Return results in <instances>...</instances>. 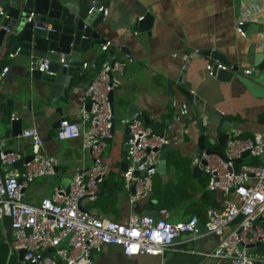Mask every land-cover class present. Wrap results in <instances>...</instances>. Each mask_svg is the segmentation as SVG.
<instances>
[{
  "label": "crops",
  "instance_id": "obj_1",
  "mask_svg": "<svg viewBox=\"0 0 264 264\" xmlns=\"http://www.w3.org/2000/svg\"><path fill=\"white\" fill-rule=\"evenodd\" d=\"M108 9L102 34L110 42L109 50L103 52L101 46H97L96 51L84 55V60L101 63L114 55L127 62L121 76L122 85L114 91L118 112L114 120V137L109 143L108 148L111 147L108 154V149L104 154L110 167L107 180H117L120 186L115 191L106 189L109 193L99 196L96 202H85L84 207L101 217L126 224L132 213L142 214L144 209L135 208L129 195L118 194L125 189L120 169L126 150L125 125L121 121L126 117L127 106H122V112L118 110L122 98H128L129 103L136 104L153 130L163 133L168 124H173V116L181 101L186 100L179 88H186L190 84L201 107H210L228 117V134L234 127L243 131V138H253L256 133L264 134V70L256 66L255 58L256 53L264 50V0H111ZM147 12L155 18L151 33L138 35L134 26ZM245 12L254 13L247 22H254L258 26L251 37L242 35L236 28ZM208 50L224 53L238 65L241 74H237L230 82H222L211 75L207 69L210 59L202 55ZM247 69L252 70V73H245ZM7 72L6 78L11 79ZM91 77L92 73L82 74L81 71L75 75L74 85L68 91L72 107L64 108V115L72 119L82 118L87 110L84 91ZM169 83L172 85L170 89ZM9 96L12 94L0 93V128L12 116L6 107ZM17 115H20L19 111L15 112ZM29 127L38 129L46 154L59 160L58 175L37 178L25 189V200L38 204L43 198H50L56 186L68 185L79 168L91 165L92 158L90 152L82 148L81 138L48 140V136L54 135V130L44 118H34L24 125V128ZM173 130L174 134L180 135L179 126L173 125ZM6 132L10 136V127ZM198 136L193 114L189 122V135H183L180 142L174 140L161 153L157 183L160 189L167 190L168 196L176 199V205L173 204V209L169 206L159 208L156 203L154 210L167 209L171 221L186 220L193 214L197 215L192 209H197L202 202L203 184L209 190L204 173L200 177L193 176V153L198 151ZM10 146L17 149L21 156H25L31 148L29 140L20 138L11 141ZM15 169V166L10 168L11 171ZM189 176L193 178L192 183L199 192L189 186L190 192H186L183 201L178 203V193L183 187H188L184 186L183 181ZM213 192L217 196V204L207 209L206 218L208 210L220 208L223 203V195L218 191ZM259 224L264 228V218L259 220ZM218 240L216 235L194 238L184 234L167 251L166 257L148 254L128 257L121 246L108 245L103 251L92 254L91 264H229L226 260L204 256L205 252L216 247ZM252 249L264 251V245ZM12 253H15L18 264V253Z\"/></svg>",
  "mask_w": 264,
  "mask_h": 264
},
{
  "label": "built area",
  "instance_id": "obj_2",
  "mask_svg": "<svg viewBox=\"0 0 264 264\" xmlns=\"http://www.w3.org/2000/svg\"><path fill=\"white\" fill-rule=\"evenodd\" d=\"M98 10L104 11L106 16L109 13V9L104 7ZM253 14L245 12L237 22L236 28L242 35H246L244 26ZM109 46V41L101 45L102 51L107 52ZM126 65V61L114 55L102 63L97 60L83 62L82 74L92 73L83 97L91 108L84 111L82 123L64 119L59 138H81L82 148L90 152L92 163L79 168L68 185L56 186L50 198H43L38 204L25 200L24 190L37 178L58 175L59 160L46 154L37 128H23L19 136L30 141L33 152V159L21 168L10 170L22 158L18 150L0 152V242L4 235L11 239L12 251L18 253L24 249L22 264H91L92 252H101L108 245L121 246L128 257L141 254L164 256L184 234H192L194 238L216 235L218 243L212 251L204 253L206 258L226 260L229 264H264V251L250 247L264 245V228L259 224L260 218H264L262 133H256L253 138H243L241 129L232 128L224 148L227 160L215 154L203 152L200 157L198 151L193 153V165L201 167L207 177V188L223 195L222 206L208 210L205 220L194 214L186 220L174 222L169 218L170 212L161 209L158 211L159 219L132 213L125 224L85 209V202L98 200L110 173V167L104 160L110 139L114 137L115 117L109 94L122 85L121 76ZM218 67L226 69L221 64ZM46 69L47 61H44L40 70ZM207 69L213 75V63L209 62ZM6 72L7 69L0 78ZM245 73L250 74L252 70L247 69ZM192 93L196 96L195 92ZM192 118V107L186 99L179 104L173 124H168L163 133L155 132L140 112L133 118L122 119V124L129 128V139L125 143L129 163L121 177L125 189L135 186V193L130 195L131 203L152 192L153 178L160 170L161 147L171 145L174 140L180 142L183 135H189ZM173 125L179 126V136L174 134ZM246 150L254 160L248 163L247 158L244 159L235 172V160ZM239 215L243 218L235 223ZM200 224L204 225V230ZM232 226L233 229L224 237L225 230Z\"/></svg>",
  "mask_w": 264,
  "mask_h": 264
},
{
  "label": "water",
  "instance_id": "obj_3",
  "mask_svg": "<svg viewBox=\"0 0 264 264\" xmlns=\"http://www.w3.org/2000/svg\"><path fill=\"white\" fill-rule=\"evenodd\" d=\"M110 3L111 0H0V77L7 69L11 78L7 79L6 73L2 76L4 78L0 83V93L12 94L6 99V107L12 116L6 119L0 128V152L17 151L10 146L11 141L19 140L24 125L34 118H44L47 123L51 124L54 135L48 136V140L59 138L60 125L64 119L71 123H82V119H72L64 115V108L72 107L68 91L74 85L75 75L81 71L85 61L84 55L96 51L97 46L107 42V38L102 34L103 23L107 17L104 11L98 9L100 7L108 9ZM93 8L94 10L90 13ZM154 20L150 12L139 18L134 26L137 34H150ZM244 28L247 31L246 36L251 37L252 32L257 30L258 26L254 22H246ZM202 55L208 57L210 63H213V75L222 82H230L237 74H241L238 65H235L219 50H208ZM255 58L256 66L264 70V50L256 53ZM44 61H47L48 69L40 70V65ZM219 64L225 66L226 69L219 68ZM12 85H14V92L11 89ZM171 87L169 83L168 88ZM179 91L192 107L199 130L197 149L200 157L205 152L227 160L224 147L229 138L226 132L230 129L228 117L210 107H201L192 93L190 84L186 88H179ZM109 98L112 114L115 117L118 112L116 113L114 91L110 92ZM125 104L127 118H133L136 113L140 112L136 104L129 103L128 98H122L118 109L120 112ZM90 108V103H87V111ZM16 111L20 112L19 116H15ZM144 121L148 123L146 119ZM8 127L11 130L10 136H7L6 132ZM115 129L116 122L114 121L113 131ZM128 139L129 128L125 126V141ZM169 147L170 145L164 144L161 150L164 151ZM249 156L250 151L246 150L240 158L235 160V172H238L239 166ZM32 159L33 152L29 148L28 153L22 156L14 166L21 168ZM128 163V152L125 150L121 171L127 170ZM202 175L201 167L194 166L193 176ZM105 193H109L106 190V183L103 184L100 196ZM130 193H135L134 185L130 190L124 189L118 192L120 195H129V197ZM156 203L157 201L152 199L149 193L131 204L135 208H143V215L159 219V212L154 210ZM242 218L243 216L239 215L235 223L241 221ZM262 220L263 218H260V221ZM200 226L203 230L205 229L203 224ZM233 227L225 230L224 237ZM185 236L192 237V234H185ZM64 244L67 245V242ZM254 246L256 245L250 247ZM24 253V249L18 251V264H22ZM166 256L168 253L164 255Z\"/></svg>",
  "mask_w": 264,
  "mask_h": 264
},
{
  "label": "trees",
  "instance_id": "obj_4",
  "mask_svg": "<svg viewBox=\"0 0 264 264\" xmlns=\"http://www.w3.org/2000/svg\"><path fill=\"white\" fill-rule=\"evenodd\" d=\"M104 60H102L101 63ZM156 175L154 176L153 183H152V194H151L152 199H155L157 201L159 208L169 206V207H171V209H173V207H174L173 204L176 205V199H173L171 195L168 196L167 190L160 189V187L158 186V183H157V182H159V179L156 177ZM192 179L193 178L191 176H189L187 178L185 184L183 181L184 186L185 187L188 186V187H186V188L183 187L182 190L179 191L178 197L180 199H178V203H181L183 201L182 198L185 197L186 192H190L189 190H191V188L193 191L199 192V190L194 186V183H192V181H193ZM204 182H205V180H204ZM106 183H107L106 189H109L112 191H115L120 186L118 184L117 180H114L113 182H111V180L108 179V180H106ZM206 183H207V180H206ZM160 184H161V181H160ZM189 186H191V188ZM201 192H202V202L198 205L197 209H192V210H195L197 215H199V217L202 220H205L207 209L209 207L215 206L217 204V196H216L215 192L205 189L204 184H203V188L201 189ZM10 241H11V239L7 236L3 235L1 238V242H0V264H16L15 253L13 254L11 251Z\"/></svg>",
  "mask_w": 264,
  "mask_h": 264
},
{
  "label": "rangeland",
  "instance_id": "obj_5",
  "mask_svg": "<svg viewBox=\"0 0 264 264\" xmlns=\"http://www.w3.org/2000/svg\"><path fill=\"white\" fill-rule=\"evenodd\" d=\"M111 147V146H110ZM110 147L108 148V150H107V154H108V152H109V150H110ZM105 160V159H104ZM254 159L251 157V156H249V157H247V159H246V161L248 162V163H251L252 161H253ZM106 162V161H105ZM186 180L187 179H185L184 180V184L186 183ZM172 221H175V220H172ZM92 254H94V251L92 252Z\"/></svg>",
  "mask_w": 264,
  "mask_h": 264
}]
</instances>
